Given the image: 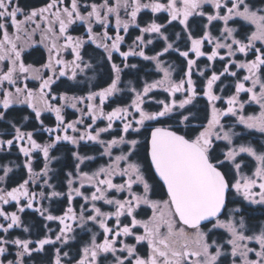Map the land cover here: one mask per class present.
I'll use <instances>...</instances> for the list:
<instances>
[{"label": "snow or ice", "instance_id": "obj_1", "mask_svg": "<svg viewBox=\"0 0 264 264\" xmlns=\"http://www.w3.org/2000/svg\"><path fill=\"white\" fill-rule=\"evenodd\" d=\"M208 5L212 6V12L205 11ZM143 10L167 13L168 25L173 22L182 25L186 50L174 48V43L169 42L165 24L153 19L140 27L137 21ZM194 17L207 18L199 36L189 28ZM237 18L252 29L243 33L242 38L240 29L230 26ZM214 21L223 22L219 36L210 30ZM78 22L86 25L85 36L73 34ZM133 25L141 34L127 51H122L125 36ZM97 26L101 31L94 30ZM144 34H156L163 39L166 45L162 51L147 55L144 49L152 41L146 40ZM173 35L176 40L181 38L179 33ZM89 42L103 49L110 62V83L86 96L64 93L58 97L53 92L58 80L67 77L75 81L79 74L93 69L91 60L85 59L84 49ZM36 44L47 49V62L40 67L27 64L24 59L26 49ZM206 44L212 45L211 51L204 50ZM222 49L226 50L223 55ZM169 50L185 58L186 67L180 79L174 78V69L161 59ZM114 53L123 59V67L114 62ZM238 54L244 58L237 59ZM130 56L155 61L162 78L145 82L141 90L133 87L134 99L129 105L105 111L106 102L121 91V74L129 67L126 61ZM201 57H207L210 62L227 60L221 71L212 70L206 76L210 66L203 70L196 68ZM194 70L204 78L199 92L193 79ZM226 75L233 78L234 91L225 98L216 92L217 82ZM29 80L39 81L38 87H29ZM156 89L167 92L169 99L155 101L160 105L159 110L148 111L146 101ZM177 94L182 98L177 99ZM242 94L247 99H242ZM198 95L207 98L210 118L206 124L197 126L192 124L197 117L188 106ZM57 99L63 104H54ZM219 101H224L226 107H217ZM17 104L28 105L41 125L44 121L40 118L46 111L55 113L57 123L54 128L45 129L51 137L46 143L38 142L32 131L16 124H12L11 138L0 136V150L18 146L26 158L24 166L28 173L27 179L9 187L13 166L0 164V264H26V259L43 252L46 246L57 242L67 244L73 232L69 220L79 221L80 227L92 222L102 229L101 239H97L99 233H93L78 253L75 264H103L109 254L112 264H264V222L253 225L245 219L244 209L228 207L238 203L229 193L240 197V204L246 201L249 206L264 207V144L258 149L251 143H237L238 134L222 123L225 117H235V124L264 136V0L260 6L251 0H93L91 3L49 0L44 6L29 10L21 7L19 0H0V121L7 120L6 114ZM252 104L259 106V112L245 114L246 105ZM78 105L84 107L78 109ZM66 106L78 109L80 117L67 121ZM165 117L173 120L175 127H153L146 138L149 167L166 190V199H154L156 187L146 175L148 169L134 159L141 140L128 137L130 132L140 133L147 122H158ZM86 119L91 123L86 124ZM101 119L107 121L106 126L94 127ZM117 121L121 122V134L109 140L101 139ZM180 125L185 131L176 130ZM78 126H83V131ZM61 141L77 147L81 141L96 142L104 146L101 155L108 157L107 164L89 172L83 171L81 165L96 158L74 153L78 163L74 172L67 173V193L57 191L56 185L49 183L50 164L57 159L51 150ZM217 141L225 142L223 147ZM125 145L127 150L123 148ZM117 148L119 153L114 155L113 149ZM39 154L44 163L37 172L33 161ZM244 157L252 160L250 171H244L249 168ZM41 178L43 185L51 189L47 193L30 188V183ZM118 178L121 182H116ZM86 185L92 189L89 194L83 190ZM139 186L142 190L137 191ZM113 192L124 195L118 197ZM62 196H67L69 202L80 197L85 203L80 205L79 213L69 204L67 211L59 216L43 207V201ZM101 201L113 210H103L97 203ZM89 204L90 208L86 207ZM11 206L16 210L8 211L7 207ZM142 206L151 210L146 219L138 218ZM26 209L39 212L47 221H58L61 226L58 233L53 237L52 229H48L49 234L37 240L11 238L16 228L29 231L22 220ZM86 212L90 214L85 215ZM110 221H113L111 225ZM206 224L210 227L205 230ZM220 230L227 238L222 234L219 239H212L210 234ZM130 237L134 243L127 242ZM141 245L147 249L144 255L138 251ZM13 246L15 258L8 259ZM54 255L52 264H65V260L72 264L68 252H61L59 247Z\"/></svg>", "mask_w": 264, "mask_h": 264}, {"label": "trees", "instance_id": "obj_2", "mask_svg": "<svg viewBox=\"0 0 264 264\" xmlns=\"http://www.w3.org/2000/svg\"><path fill=\"white\" fill-rule=\"evenodd\" d=\"M49 0H19L20 6L24 7L26 10H29L31 8H39L44 6L46 3H48ZM83 3H91L93 0H82ZM95 2H99V0H95ZM251 2L255 3L257 6H260L261 0H251ZM206 12H212L213 8L212 6H206L205 8ZM18 19H22V17H18ZM153 19H155L158 23L165 24L166 28L164 29L165 34L169 36V42L174 43V48H179L181 51L186 50L187 44H186V37L185 33L182 32V25L178 24L177 22H173L171 25L167 24V15L163 13L153 14L150 10H143L141 14L138 17V23L140 27H144L146 24L150 23ZM231 23V22H230ZM236 25H239L240 29V38H242L243 33L250 32L252 29L250 27H245L243 23H240L238 20L235 22ZM207 25V18L206 17H194L191 18L189 21V28L193 31L194 35H201L202 32L205 29V26ZM223 25V22H213V24L210 26V30L212 31V34H217L220 30L221 26ZM86 25H78L75 28V32L79 34L80 36L86 35ZM9 31H13V29H9ZM96 31L99 32L101 29L99 26H97ZM110 33L113 32V28L111 26L109 27ZM174 33H179L181 38L179 40H176ZM121 34L124 35L123 31L121 30ZM139 28L135 27L134 25L131 26L128 30L127 35L125 36V44L122 46V51H127L128 47L132 46L133 40L136 36L140 35ZM145 39L147 40L149 37V34H144ZM39 38V34H37L36 39ZM166 45V42L158 38L153 43L148 44L147 47L144 49L145 53L147 55H155L157 52L161 51L162 48ZM212 45L206 44L204 50L206 52L211 51ZM139 50V49H137ZM85 59L91 60L93 64V69L88 70V76L86 79L82 82L79 79L82 78V76L78 77L75 81L64 77L61 78L56 82V84L53 85V92L59 95H62L64 93H67L68 95H85L88 91H96L100 88H104L110 83V74H111V67L110 62L107 61L105 53L103 52V49H98L94 44L89 42L85 45ZM221 54L223 55L224 52L221 51ZM193 55L194 54H190ZM167 62L172 63L174 65V68L176 69L175 72V79H180L183 76L184 69L186 67V61L185 58L180 56L178 52L175 50H169L168 53H166L163 57ZM244 57L242 55H237V59H243ZM251 56H249V59ZM25 63L32 64L34 66H40V64L47 62V49L42 44H36L33 47L26 49L25 52ZM113 60L115 63L120 64L121 67H123V59L119 56L118 53H114ZM227 58L224 61H221L220 59H217L215 62H210L207 60V57H201L197 61V68L202 69L204 66H210L206 74L210 75L212 70H216L217 72L221 71L224 64L226 63ZM126 63L129 65L128 68H124L123 72L121 74V83L120 88L121 91L118 95L110 98L106 104H105V111H111L113 108L117 106H127L131 103L132 99H134V93L131 91V89L134 87L137 90H141L145 82H152L153 80L159 79L161 76V72L159 70H156L155 67V61L145 60L143 57L140 56H130L128 57ZM132 65H135V67H132ZM195 75V74H194ZM197 91H200V85L202 84V81L197 80ZM233 78L230 76H224L221 77V81L217 82V95H221L223 97H227L232 94L234 91L233 88ZM29 82V87H30ZM223 85V87H221ZM223 89V91H220V89ZM150 97H156L158 99L155 100H161L162 98H169V95L164 92L163 90L158 91L154 90L152 93H150ZM182 98L180 94H177V99ZM242 99H246L245 97H242ZM55 103H59V99L57 101H54ZM160 105H158L155 101H146L145 108L148 111H156L159 110ZM217 107L223 108L226 107V104L224 101L217 102ZM188 108L191 110L192 114L197 117L196 120L192 121L193 125H201L207 123V118H210V107L207 101V98H204L202 95H198L196 99L193 101L192 105H189ZM27 105H20V106H13L7 115V120L0 121V136H2L5 139L11 138L9 133L12 132V124H16L17 126L21 127L25 131H32L34 132L35 139L40 143H46L50 142L51 138H48V132L45 131L44 128H49L56 125V119H55V113L51 112L49 113H43L40 119L44 121L43 125L40 124L38 120L35 119V114L32 111V113L29 112ZM183 111V110H181ZM258 111V110H257ZM255 111V112H257ZM71 110L69 107L66 108V120L70 121ZM175 115V114H173ZM28 116V117H27ZM24 117H27L26 120H24ZM228 125L229 123H232L227 117L224 118V120ZM102 122V121H100ZM100 122H96L94 127H105V124H102ZM91 123V122H90ZM168 126L173 125L175 127L174 121L165 117L161 118L158 122H147L145 127L141 129L140 133H129L128 138H137L141 140V145L138 146V155L134 157V159H138L142 164L145 165V168L148 169L146 175L149 177L150 183H152L156 187V193L154 194L153 198H159L162 199L166 197L165 190L160 185L162 182L159 181V179L153 175V171L149 167V160L146 158L147 154V140L146 138L149 137L150 131L153 126ZM115 129L110 130L108 133H103L101 135V139L109 140L114 136H119L121 134V122L117 121L114 125ZM239 128H242V126H239ZM176 130H179L181 132L185 131L183 128V125H180L179 128ZM235 130L237 131V126H235ZM246 130V129H245ZM244 130V131H245ZM240 138L246 142H252L258 149L260 148V145L263 144V136H261L259 133L255 132L254 130H246L245 132H241V135L239 134V138L237 139L240 141ZM217 145H221V142H217ZM101 148L97 146L96 144H89L85 143L84 141L80 142L79 147L72 145L70 142L67 141H61L57 146L51 150V155L56 157L57 159L53 160L51 163V169L50 172V184L56 185V190L67 193L68 186H67V173L69 171L74 170V166L78 163L75 159L74 153L77 151L80 153V155H90L95 154L99 155L101 153ZM24 158H22V154L18 153L17 146H14L11 150H5L0 152V164H8L13 163L17 165H21L19 169L13 170V173L10 174L11 180L9 182V187L16 186L17 183L21 182L23 179L28 178V174L26 173V167L24 166ZM101 157L100 155L93 161H90L89 164H86L82 167V169L87 170L88 167H96L101 164ZM34 168L40 171V169L43 167V156L42 154H39L35 157L34 160ZM88 171V170H87ZM38 188V187H37ZM32 188L33 190L37 189ZM51 189L46 187L44 190L46 193L49 192ZM137 191L141 190V186L136 188ZM112 195H117L115 192L112 193ZM124 194H119V197H122ZM230 197L231 194L229 193ZM80 197H76L74 200L69 202L67 196H62L59 198H54L51 201L45 200L43 201V207L45 209H48L51 214L53 215H62L65 211H67L69 204L71 206L77 208L80 206ZM102 203L99 202V205ZM243 211V215L246 220L250 221L251 224H259L264 222V207H261L259 205H253V206H247L245 203L239 204ZM232 207V204H229L228 207ZM39 207V205L37 206ZM230 209V208H229ZM8 211H15V207H7ZM139 211L138 218L140 219H146L148 216L151 215V210L147 207H142ZM22 220L24 222V226H26L29 231L25 232L23 228H16L12 230L11 238L15 237H21V238H30L33 240H37L40 238H43L45 235H48V229H52V232L55 233V231H58L61 227L59 225L58 221H47L43 216L39 214V212L33 210V209H26L25 212L22 214ZM123 220V218H122ZM69 222V221H68ZM123 222H127L126 220H123ZM142 231V229H140ZM223 233V232H222ZM219 233V234H222ZM54 237L55 235L52 234ZM76 237V238H75ZM74 239H76L73 242L67 243L63 246H61V252H68L69 257L72 258V261H75V259L78 258V253L80 250L88 243L89 241V233L84 232L81 234L75 233ZM130 239V238H128ZM131 243H134L135 241L133 239ZM59 247V242H57L56 245L52 246H46L45 250L41 253H34L32 258L30 260L26 259V264H52V261L55 258V248ZM146 246H138V251L144 255L146 252ZM11 255L8 256V259H14L15 258V247L13 246L11 249ZM113 258L111 255H108L106 259L103 260V264L106 262L112 261ZM67 261V260H65Z\"/></svg>", "mask_w": 264, "mask_h": 264}, {"label": "rangeland", "instance_id": "obj_3", "mask_svg": "<svg viewBox=\"0 0 264 264\" xmlns=\"http://www.w3.org/2000/svg\"><path fill=\"white\" fill-rule=\"evenodd\" d=\"M208 6H211V5H208ZM147 11V10H146ZM122 16H123V13H122ZM126 18V17H125ZM237 20L240 22V23H245V22H242L239 18H237ZM78 25H80L79 24V22H78ZM230 26H233V27H236V28H238L239 29V25H236V24H233V23H230ZM97 28V27H96ZM96 28L94 29L95 31H96ZM100 28V27H99ZM111 28H112V26H111ZM223 28V25L221 26V28H220V30ZM101 29V28H100ZM220 30L218 31V33L217 34H213L214 36H219V34H220ZM123 31V30H122ZM73 34L74 35H79V34H77L75 31L73 32ZM159 37L156 35V34H149V37H148V39L147 40H151L152 41V43H153V41H155L156 39H158ZM39 39V38H38ZM37 39V40H38ZM163 49V48H162ZM162 51V50H161ZM221 51H223L224 53L226 52V50H224V49H222ZM160 52V51H159ZM239 55V54H238ZM66 58L67 59H71V57L70 56H66ZM88 58H86V60H87ZM162 59V61H164L165 62V65L166 66H168V65H170L173 69H174V75H175V72H176V69L174 68V65L172 64V63H169V62H167L165 59H163V58H161ZM44 64V63H43ZM43 64H40V66L41 65H43ZM156 64V63H155ZM40 66H36V67H40ZM208 66V65H207ZM155 67H156V65H155ZM205 67L206 66H204L201 70H203V69H205ZM197 68V67H196ZM208 69H210L209 67H208ZM156 70H159L157 67H156ZM160 72V71H159ZM45 75H47L48 73H44ZM195 74V75H194ZM162 72H161V76L159 77V79L160 78H162ZM205 75L207 76V74L205 73ZM80 76H82V78L81 79H79L80 81H84L85 79H86V77L88 76V73L86 72V73H81V74H79L78 75V77H80ZM77 77V78H78ZM183 77V76H182ZM174 78H175V76H174ZM193 79L194 80H199V81H202V83L204 82V78L203 77H200L199 76V73H198V71H196V70H194V72H193ZM157 80V79H156ZM29 82L31 83L30 84V87L31 88H37L38 87V85H39V81H36V80H29ZM233 83V82H232ZM221 87H223V85L221 86ZM156 90H158V91H161V90H163V89H156ZM164 91V90H163ZM88 92H90V91H88ZM88 92L85 94V95H79V94H74L75 96H86L87 94H88ZM165 92V91H164ZM120 92H118V93H116L114 96H116V95H118ZM167 93V92H166ZM168 94V93H167ZM169 95V94H168ZM69 96H73V95H69ZM114 96H112V97H114ZM111 97V98H112ZM204 97V96H203ZM242 97H245L246 99H247V97L246 96H244L243 94H242ZM204 98H206V97H204ZM155 99H158V98H156V97H150L149 99H147V101H151V100H153V101H159V100H155ZM169 98H162L161 100H168ZM60 102L58 103V104H63V101H61V100H59ZM54 104H57V103H55V102H53ZM17 105H20V104H17ZM21 105H26V104H21ZM28 106V105H27ZM29 107V106H28ZM84 107V105H78V109L79 108H83ZM66 108H67V106L64 108V115L66 116ZM70 108V110H71V114H70V116H71V118H73V119H70V121H72V120H76V119H78L79 117H80V112L78 111V109H73V108H71V107H69ZM258 110V111H257ZM255 111H257V112H255ZM259 112V106L258 105H254V104H252V105H246V107H245V114H257ZM44 113H49V114H51V112H44ZM227 119H229L230 121H232V123H229L228 125H226L227 123L225 122V121H222V123H224L225 124V127L226 128H232V130L234 131V132H236L237 134H238V136L236 137V142L237 143H251V144H253L252 142H246V141H244V140H242L241 138H240V141H238L237 139L239 138V134L241 135V132H245L246 130H248V129H246L243 125H239V124H235V117H227ZM24 120H26V119H24ZM98 122H100V121H102V122H100V123H102V124H107V121L106 120H103V119H101V120H97ZM96 121V122H97ZM91 121H90V119H86L85 120V123L87 124V123H90ZM233 124H235V126H237V131L235 130V127L233 128L232 127V125ZM239 126H242V128H239ZM78 127H80V129H81V131H83V126H78ZM113 129H115V127H113ZM246 129V130H245ZM245 130V131H244ZM69 134L70 135H72L73 133L71 132V130L69 131ZM85 143H89V144H96L97 146H99L102 150H101V153L103 152V150H104V146L103 145H101V144H98V143H96V142H91V141H84ZM217 142H221V141H217ZM216 142V143H217ZM263 144H264V136H263ZM224 143L225 142H221V145H219V147H223V145H224ZM254 145V144H253ZM255 146V145H254ZM123 148H124V150H127V146L125 145V146H123ZM17 149H18V146H17ZM119 150L120 149H113V153H114V155L115 154H118L119 153ZM1 151H5V150H0V152ZM18 153H20L19 151H18ZM101 153L99 154L100 155V157H101V164L98 166H96V167H88V171L89 172H91V171H94V170H96L98 167H100L101 165H105V164H107L108 163V157H106V156H102L101 155ZM22 154V153H21ZM99 155H95V154H90V155H88V156H90V157H95V158H97ZM244 159H245V162L249 165V168H245L244 169V171H250V169H251V166H252V160H251V158H248V157H244ZM93 161V160H92ZM89 162L90 161H86L85 162V164L84 165H86V164H89ZM52 163V162H51ZM142 163V162H141ZM12 166H13V170H14V168L15 169H19L20 167H21V165H18L19 167H16L17 166V164H11ZM84 165H81V169H82V167L84 166ZM50 166H51V164H50ZM83 171H87V170H84V169H82ZM69 172H74V170L73 171H69ZM11 174V173H10ZM49 176H50V173H49ZM119 179V178H118ZM117 179V180H118ZM117 182V181H116ZM32 185H31V183H30V188H31V190L32 191H36V192H39V191H44L45 189H46V187L47 186H45V185H43V178H41V179H39V180H37L36 182H35V187L37 188V189H35V190H33L32 189V187H31ZM78 186V185H77ZM141 190H142V186H141ZM166 191V190H165ZM231 194V198H233V199H235L238 203L236 204V205H233L232 204V207H236V206H239L240 207V203H239V201H240V197H238V196H235L233 193H230ZM117 195H119V194H117ZM119 197V196H118ZM156 199H159V198H156ZM162 199H166V197H164V198H162ZM80 205H82V204H84L85 202L83 201V199L82 198H80ZM98 203V206H100V207H102V209L103 210H106V211H110V210H113V208H112V206H107V205H104L103 204V202H101L102 204L101 205H99V202H97ZM247 206H249L248 204H247V202L245 201L244 202ZM251 206H253V205H251ZM86 207H89L90 208V205H86ZM142 207H147V206H142ZM231 206L229 207L230 209L232 208ZM250 207V206H249ZM79 209H80V206L79 207H77L76 208V211H77V213H79ZM88 214H90L89 212H86L85 213V215H88ZM70 224H72L71 222H70ZM72 227H73V229L74 230H76V234H81V233H84V232H88L89 233V230H91V228H93V229H95L96 228V232H98V230H99V226L98 225H94L92 222H88V223H86V224H84L83 225V227H80L79 226V221H77V222H75L74 223V225L72 224ZM204 227H205V230L208 228V227H210V225H204ZM51 229V228H50ZM59 231V230H58ZM58 231H55V233H51V235L52 234H54V235H56L57 233H58ZM96 232H94V233H96ZM223 232V230H220L219 232H217V233H215L214 235L213 234H210V236H211V238L212 239H219V237L223 234L224 235V238L226 239L227 238V236H226V234H224V233H222ZM219 233H222V234H219ZM69 236H70V239L68 240V243H70V242H73V241H75L76 239H74V237H75V235H71V234H69ZM76 238V237H75ZM130 239H133V238H131L130 237ZM130 239H128L127 240V242H129V243H131V241L132 240H130ZM134 240V239H133ZM61 246H63V245H61L60 243H59V248H61ZM66 252V251H65Z\"/></svg>", "mask_w": 264, "mask_h": 264}, {"label": "flooded vegetation", "instance_id": "obj_4", "mask_svg": "<svg viewBox=\"0 0 264 264\" xmlns=\"http://www.w3.org/2000/svg\"><path fill=\"white\" fill-rule=\"evenodd\" d=\"M163 14L167 15V13H163ZM20 105H21V104H20ZM20 105H15V106H20ZM13 106H14V105H13ZM28 109L30 110L29 112L32 113L33 110H32L30 107H28ZM27 117H28V116H27ZM54 127H55V126H54ZM44 129H46V128H44ZM32 132H33V130H32ZM33 133H34V132H33ZM48 138H51L49 133H48ZM22 158H24V160L26 159V158L23 156V154H22ZM34 160H35V159H34ZM33 162H34V161H33ZM33 168H34V163H33ZM34 170L37 171V172H39V171H38L37 169H35V168H34ZM26 173H27V169H26ZM27 174H28V173H27ZM117 182H121V181L118 179ZM31 185H32V186H31L32 188H35V183H31ZM83 190L85 191L86 194H89L90 191H91L92 189H91L90 186H87V185H86V186H85V189H83ZM164 190H165V189H164ZM101 202H102V201H101ZM101 202H100V203H101ZM13 203H14V202H13ZM38 205H39V204H38ZM38 205H37V206H38ZM89 205H90V204H89ZM73 207H74V206H73ZM74 208H75V207H74ZM75 209H76V208H75ZM70 222L74 225V222H72L71 220H69L68 223H70ZM109 223H110V225H111V224L113 223V221H110ZM98 228H99V227H98ZM94 232H96V228H95V229L91 228V230H89V237H90V238H91V236H92V234H93ZM75 233H76V230L73 229V232L70 233V234H71V235H75ZM96 233H99V234H100V235L97 236V239L100 240L101 237H102V229L99 228L98 232H96ZM90 238H89V241H90ZM89 241H88V242H89ZM109 255H110V254H109ZM141 255H142V254H141ZM65 264H68V261H65ZM72 264H75V261H72ZM105 264H112V261H110V262H106Z\"/></svg>", "mask_w": 264, "mask_h": 264}, {"label": "water", "instance_id": "obj_5", "mask_svg": "<svg viewBox=\"0 0 264 264\" xmlns=\"http://www.w3.org/2000/svg\"><path fill=\"white\" fill-rule=\"evenodd\" d=\"M153 127H158V125H157V126H153ZM153 127H152V128H153ZM164 127H166V126H164ZM149 136H150V134H149ZM157 178H158V177H157ZM158 179H159V178H158Z\"/></svg>", "mask_w": 264, "mask_h": 264}]
</instances>
